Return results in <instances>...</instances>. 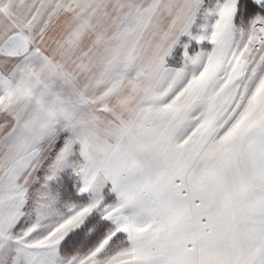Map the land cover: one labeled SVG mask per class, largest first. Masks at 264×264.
I'll use <instances>...</instances> for the list:
<instances>
[{
  "label": "snow or ice",
  "instance_id": "1",
  "mask_svg": "<svg viewBox=\"0 0 264 264\" xmlns=\"http://www.w3.org/2000/svg\"><path fill=\"white\" fill-rule=\"evenodd\" d=\"M0 264H264V0H0Z\"/></svg>",
  "mask_w": 264,
  "mask_h": 264
}]
</instances>
